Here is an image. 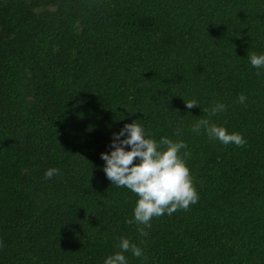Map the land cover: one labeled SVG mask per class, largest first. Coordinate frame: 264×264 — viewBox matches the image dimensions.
Listing matches in <instances>:
<instances>
[{
  "label": "trees",
  "instance_id": "trees-1",
  "mask_svg": "<svg viewBox=\"0 0 264 264\" xmlns=\"http://www.w3.org/2000/svg\"><path fill=\"white\" fill-rule=\"evenodd\" d=\"M253 52L264 53V0H0V264H103L122 236L143 250L128 264H264ZM215 102L226 110L210 123L242 145L190 130ZM135 119L186 142L199 195L143 236L125 222L137 197L100 158ZM48 168L59 174L44 179Z\"/></svg>",
  "mask_w": 264,
  "mask_h": 264
},
{
  "label": "clouds",
  "instance_id": "clouds-1",
  "mask_svg": "<svg viewBox=\"0 0 264 264\" xmlns=\"http://www.w3.org/2000/svg\"><path fill=\"white\" fill-rule=\"evenodd\" d=\"M247 59L253 68H264V53H250ZM237 100L243 104L246 97L241 93ZM184 103L188 109L200 106L195 99ZM225 110L226 106L222 102L202 108L205 117L192 123L190 130L197 135L203 131L209 139L218 140L221 144L242 145L245 142L242 134L229 132L223 125L210 123L209 117ZM180 134L179 130L174 133L176 136ZM108 149L100 153L104 161L102 170L112 185L126 188L137 197L132 216L125 222L136 224L142 236L146 233L140 225L150 227L153 217L171 215L177 209L186 211L190 204L198 201L199 195L186 163L189 152L184 140H173L168 136L157 139L140 120L135 119L112 133ZM182 150L185 151L182 153ZM59 171L58 168H48L43 178L51 179ZM116 247L119 250L107 255L103 264H128L125 253L129 251L134 257L143 256L142 248L123 236Z\"/></svg>",
  "mask_w": 264,
  "mask_h": 264
}]
</instances>
